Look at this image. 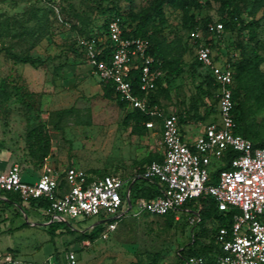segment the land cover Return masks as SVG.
Returning <instances> with one entry per match:
<instances>
[{
	"label": "rangeland",
	"instance_id": "1",
	"mask_svg": "<svg viewBox=\"0 0 264 264\" xmlns=\"http://www.w3.org/2000/svg\"><path fill=\"white\" fill-rule=\"evenodd\" d=\"M149 1L0 0V48L45 60L43 65L31 66L0 52V157L6 160L10 155L9 162L14 159L21 166L25 180L34 181L45 163L58 168L75 166L99 174L115 170L126 177L152 159L148 156L139 163L149 150L144 144H161L160 121L146 126L142 134L136 133L133 125L123 124L130 109L103 96V82L92 72L85 57L78 54L76 44L80 36L71 27L75 23L98 31L107 8L114 5L121 10H138ZM200 2L203 8L197 16H209L213 22H219L220 0ZM238 2L244 21L258 20L256 37L249 42L246 54L264 55V0ZM165 10L167 39L179 38L181 46L188 48L183 56V73L166 76L158 103L166 112L186 114L187 124L198 127L216 114L215 89L208 88V96L202 93L207 89L204 79L208 71L200 65L191 69L189 65L196 60L191 40L180 26L181 12ZM222 44H231L229 54L239 55L236 34H225ZM260 70L264 72V63ZM244 114L246 125L258 141L264 136V105L249 98ZM34 129L40 130L43 139H49V153L41 165L27 150L28 143L34 140ZM31 173L35 175H27ZM191 217L181 213L175 221L145 212L134 214L131 209L106 237L104 224H95L98 218L66 217L64 222L73 231L51 237L41 212L23 211L11 205L0 211V252L10 251L25 262L53 256L63 258L67 250H73L76 264H181L192 241L205 242L213 228L211 219L191 223ZM94 226L102 227L99 235L94 240L84 237Z\"/></svg>",
	"mask_w": 264,
	"mask_h": 264
},
{
	"label": "built area",
	"instance_id": "2",
	"mask_svg": "<svg viewBox=\"0 0 264 264\" xmlns=\"http://www.w3.org/2000/svg\"><path fill=\"white\" fill-rule=\"evenodd\" d=\"M222 28L221 22H211L206 33L201 28L189 32L196 59L209 70L217 85L218 100L217 119L204 124L193 140L184 136L175 113L164 112L159 103L150 102L149 96L163 71L149 52L146 37L124 36L120 18L113 17L104 34L80 37L77 41L92 72L103 83H110L128 108L159 119L163 157L151 160L139 175L144 179L156 178L162 186L159 195L149 200H131L129 181L133 176L97 175L75 166L58 168L45 163L36 179L27 181L22 177L21 166L15 162L0 169V200L6 199L7 193H14L24 206L32 199L46 201L44 207L32 210L47 218L45 224L65 221L66 217H96L95 224H104L106 237L131 209L134 214L145 212L152 216L175 211V220H179L181 213H187L193 223L199 219L201 206L191 210L184 205L211 196L218 210L231 213L232 218L229 228L220 227L216 233L222 253L213 260L189 256L185 264H264V147L255 146L236 132L233 67L226 57L216 58L206 43L220 34ZM228 151L235 153L229 161L230 167L221 169L217 180L211 181V172L223 164L222 158ZM63 260L66 264H76V252H65L61 264ZM0 264L56 263L50 257L25 262L10 251H3Z\"/></svg>",
	"mask_w": 264,
	"mask_h": 264
},
{
	"label": "trees",
	"instance_id": "3",
	"mask_svg": "<svg viewBox=\"0 0 264 264\" xmlns=\"http://www.w3.org/2000/svg\"><path fill=\"white\" fill-rule=\"evenodd\" d=\"M129 2H132V0H129ZM166 8L181 12L180 26L186 30L188 37L189 32L196 28H201L206 33L207 24L213 22L209 16H204L203 18L197 16L196 13L203 8V4L200 0H150L145 7L139 8L138 10H134L132 7L121 10L118 6L114 5L107 8L104 21L102 24L97 26L98 31L93 29L86 30L81 25L77 26L75 23L71 24V27L78 31L80 37L99 36L106 32L107 24L113 17H119L123 25L124 36L146 37L150 43L149 52L153 55L157 66L163 71V76L157 81L156 89L149 96L150 102L158 103L159 92L165 90L162 82L165 81L166 76L169 75L177 77L183 73V56L188 48L187 46L184 48L181 46L179 38L173 40L167 39L164 33V27L168 25V18L165 10ZM218 21L222 23V32L216 37L206 40V43H208L211 49L215 52L216 58L220 55L226 57L233 67L232 100L234 103L233 116L237 123L236 132L252 141L255 146L264 147V136H261L258 141H255L258 138L246 125L244 114V106L249 98H254L259 106L264 105V72L260 70V65L264 63V55L255 53L253 56H248L246 54L248 52L247 49L249 42L254 40L256 37L255 27L258 25V20L251 19L249 21H244L242 18V8L238 0H220ZM228 33L236 34V43L240 50L238 56H234L233 53L229 54V46H231V44H227L225 46L222 44L224 35ZM76 46L78 54L83 55L78 44H76ZM191 48L192 51H194L192 44ZM0 52H4L17 63L29 64L31 66H40L45 63V60L40 57H33L28 54L18 55L8 51L6 48H0ZM108 52L109 51L107 49V56L109 54ZM195 60L196 62L189 65L191 69H194L196 65L202 66L201 62L196 59V56ZM206 70L208 73L205 76L204 84L207 86V89L203 90L202 93L208 96V88L213 87L216 92L217 85L214 83L209 70ZM102 91L105 98L114 99L119 106L128 108L125 102L118 98L113 86L110 83H103ZM215 92L214 100L217 103V108L215 110L216 114L210 121H215L217 119L218 100L215 97ZM21 97L22 95L20 94L19 98ZM66 111H70V109L59 111L57 114H62ZM163 111L166 112L164 109ZM208 112L209 110L204 114L205 117L208 116ZM176 115L180 125L187 122L186 114L180 113ZM155 120L159 119L138 109H130L123 119V124L133 125L134 131L138 134H142L143 129L146 127V123ZM41 135L40 130L34 129L31 133L34 140L33 142L28 143L27 146L29 156L35 160V163L40 165L44 162L45 157L49 153V139H43ZM233 156H235L234 152H226L222 158L223 164L211 172V181L214 182L217 180L218 173L221 169L230 167L229 161ZM151 160L154 159L152 158L148 160V163ZM143 169L144 168L140 166L132 175L133 179H130L129 181V183H131V200H135L137 198L149 200L161 193L162 186L156 178L144 179L139 176ZM91 173L97 175L107 174H99L96 172ZM11 205H17L23 211L38 210L46 205V201L42 199H32L28 202L27 206H24L17 194L7 193L6 199L0 200V211H5V209ZM198 205H200L201 208L198 212L199 219L196 223H201L205 220L211 219L213 228L210 236H207L208 239H206L205 242H199L196 239L192 241L191 246L187 249V256L183 261H181V264H185V260L189 256H202L208 260H213L215 256L221 254L222 251L216 240V233L220 227L229 228L232 223L231 213L218 210L216 202L211 196L200 197L197 201H189L184 205V207L194 210ZM175 214V211H171L163 216L156 217L174 220ZM44 219L47 221V218L44 217ZM45 228L51 237L73 231L64 221L49 222L45 224ZM101 231L102 227L94 226L92 227L91 232L85 234L84 237L94 240ZM52 259L56 264H61V258L53 256Z\"/></svg>",
	"mask_w": 264,
	"mask_h": 264
},
{
	"label": "crops",
	"instance_id": "4",
	"mask_svg": "<svg viewBox=\"0 0 264 264\" xmlns=\"http://www.w3.org/2000/svg\"><path fill=\"white\" fill-rule=\"evenodd\" d=\"M203 125L204 124H200V126L196 127L193 123L190 122L189 124H187V122H186L185 124L181 125V130H182V132L186 138H188L189 140H193ZM161 139H162V135H161ZM144 147L149 149V150L141 156L143 158H141V160H139V163H142L141 161H144L143 159H145V157L147 158L148 156H151L154 160L162 159L163 154H164V148H163L162 144H159V146H157L156 144H144ZM9 160H10V155H9L8 159H6V160L3 159V157H0V169H3L12 163H15L14 159L11 160L10 162H9ZM147 163H148V161L143 163L141 165V167L144 168ZM110 172L111 171L103 172V173L119 175V173H117L115 170H113L112 173H110ZM135 172H136V170L131 172L130 175H128V176H132ZM27 175L34 176L35 174L31 173V174H27Z\"/></svg>",
	"mask_w": 264,
	"mask_h": 264
}]
</instances>
